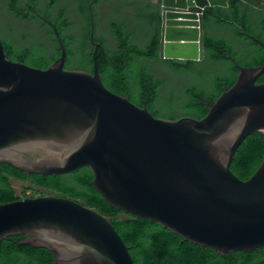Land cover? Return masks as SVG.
I'll use <instances>...</instances> for the list:
<instances>
[{
  "label": "water",
  "instance_id": "water-1",
  "mask_svg": "<svg viewBox=\"0 0 264 264\" xmlns=\"http://www.w3.org/2000/svg\"><path fill=\"white\" fill-rule=\"evenodd\" d=\"M264 10V0H241ZM228 0H158L157 56L204 57L202 14ZM34 9V6H32ZM58 55L38 67L6 55L0 40V162L56 175L88 166L92 184L124 212L146 217L220 253L264 245V157L245 179L229 167L251 131L264 133V72L233 61L237 73L199 118L154 116L127 94L108 89L98 72L64 68L66 46L51 19ZM264 48V41L237 26ZM92 38V37H91ZM102 56L104 47L100 46ZM44 246L53 264H134L109 218L63 195L0 202V238Z\"/></svg>",
  "mask_w": 264,
  "mask_h": 264
},
{
  "label": "trees",
  "instance_id": "trees-1",
  "mask_svg": "<svg viewBox=\"0 0 264 264\" xmlns=\"http://www.w3.org/2000/svg\"><path fill=\"white\" fill-rule=\"evenodd\" d=\"M54 1L49 0L45 10L52 6ZM81 1L87 2V0ZM35 2L36 0H29L28 3L22 5L19 0H5V6L14 17L22 20L27 18L39 20L28 5ZM252 14L256 18V25L250 21ZM86 16L88 18V14ZM52 20L56 23L62 40L68 47L74 36L64 33L72 23L65 8H60ZM202 21L204 49L202 60L163 58L170 63L173 70L185 74L192 73L198 81L205 82L204 86L195 83L197 80L190 84H182L185 98L178 109L196 118L206 112L207 104L204 98L214 99L224 86L231 85L235 79L237 68L227 57V53L232 54L239 63L245 60L246 63L258 65L264 61V48L245 36L235 25L237 23L264 41V10L254 8L241 0H228L226 7L206 6L203 10ZM211 21L214 25L226 24L232 28V33L236 38L246 43L242 42L243 44L236 49L234 44L225 37L210 34L208 25ZM40 22L41 26L47 28L46 34L54 43L56 54L47 57L49 55L39 48L32 46L18 48L11 42L8 57L25 63L31 61L38 67H46L58 55V46L52 28L43 21ZM110 32L115 41V48L111 50L105 48L106 57L98 53L99 74L102 76L105 74L103 79L112 91L122 95L128 93L129 99L133 101L140 89L147 99V106L152 109L153 102L158 95V87L163 80L156 78L154 73L150 72L144 59L158 58L156 39L145 46H139L131 42L133 30H126L123 23H111ZM85 39L83 38L79 44L80 56L77 58V61L84 62V68L92 63L91 54H88L86 58L83 56ZM67 53H71L69 48H67ZM106 58L109 59L108 62ZM136 59H141V61L136 62ZM201 61L202 65L212 64L213 70L211 68L207 80L204 74L205 65L203 67L196 65ZM256 81H264V72L257 77ZM155 112L156 110H153V113ZM263 157L264 133L251 131L235 148L229 167L239 178L245 179L256 169ZM10 178L28 181L38 188L56 191L59 195L76 199L106 215L129 246V253L134 264H264V245L220 253L212 247L185 240L154 220L124 212L119 207L108 203L94 188L93 174L88 166L50 175L25 173L7 163L0 162V202L22 197L16 194ZM24 236V234H10L0 238V264H53V255L48 248L20 243L19 241Z\"/></svg>",
  "mask_w": 264,
  "mask_h": 264
},
{
  "label": "flooded vegetation",
  "instance_id": "flooded-vegetation-1",
  "mask_svg": "<svg viewBox=\"0 0 264 264\" xmlns=\"http://www.w3.org/2000/svg\"><path fill=\"white\" fill-rule=\"evenodd\" d=\"M28 1L29 0H19L20 4H22V5L28 3ZM48 1L49 0H36L35 3H29L28 4L29 8L32 10V12L39 19V22L43 21V20L36 14L37 12L39 14H41L42 16H45V17L52 20V18L55 17L56 13L58 12V10L60 8H65L66 14L70 16V19H71L70 14H74V17L77 18L74 20L71 19L72 23L65 29V32H64V33H69V34L74 36L71 39V41L69 42L68 47H66V58L64 61V68L82 69V70H86L88 72H92V63L90 65H87L86 68H77V67H74V65H73L74 62L78 58L77 52H75L76 51V46H75L76 42L75 41H76V35L78 34V32L75 33V32L70 31L74 27L75 23L80 24L81 33H82L83 25L84 24L86 25L85 26V29H86L85 36L83 37V38H86L83 56H84V54L88 55V54L92 53V49L94 47V45L92 43V39L95 40L96 42L100 43V45L97 46V49H96L97 56H98V53H101L100 46L104 47V52H105V45H104L103 41L96 39L93 36L94 26H93L92 18H93L95 13H98V15H101V17L102 16L103 17L108 16V24L109 25L111 23H116V24L123 23L126 30H128V31L133 30L132 35H131V42L138 44L139 46H145L148 43H151L154 39H156V41H157L156 29H157V15H158V0H120V3L113 4L111 6L110 5L105 6L107 0H87V2H85V1L82 2L81 0H55L53 5L50 6L47 10L41 11L40 5H43L44 9H46V7H47L46 5H47ZM4 2H5V0H4ZM32 6H34V9H32ZM5 9H6V6H5ZM87 14H88V18L86 16ZM86 20L88 21V23ZM31 21H33V20H31ZM250 21L253 22L254 25H256V18L253 14L250 16ZM52 22H54V21L52 20ZM4 23H5V17H4V15H2L0 13V25H3ZM55 25H56V23H55ZM235 25L238 26L237 23ZM215 26L216 25H214L213 23H210L208 25V29L211 28L212 30H214ZM41 27L45 28V35L47 36V34H46L47 28L44 26H41ZM48 27H50V26L48 25ZM249 32L252 33L253 35H255L253 32H251V31H249ZM21 37H22L21 40L24 39V41H26V43L22 46H29L28 44H36V42H37V39L35 37H32V36L27 38L24 35H22ZM248 38L251 39L250 37H248ZM39 39H40V37H39ZM0 40H1L4 52L6 53L7 56H9V45H10V43H8L7 41H5L3 39L1 33H0ZM13 44L16 46V44L14 42H13ZM22 46H20V47H22ZM16 47L19 48V46H16ZM67 48H69V50L71 51L70 54L67 53ZM113 48H115V41H114L112 49ZM39 49H41L43 52L48 54V49H46L45 47L41 46V47H39ZM124 51H125V48H124ZM103 57H106V55ZM158 59H163V58L158 57L156 60H158ZM202 59H200V60H202ZM108 60L109 59L106 58V62H108ZM114 66L117 67L116 65H114ZM118 67H120V66L118 65ZM147 68L150 70V72L154 73L156 78L160 79L158 77V72L155 71L149 64H147ZM106 75H107V73H106ZM104 76H105V74L103 76L100 75L101 80H102L103 84L108 89H110L103 79ZM106 77H108V76H106ZM162 84H163V82L158 87V95L153 102V105L151 107L152 109H149V107L147 106V99L145 96H143L142 91L140 89L137 91V97H136L135 101H133L132 99H130V100L133 101L138 106H146V108L154 116H161V103H160V98H159V90H160ZM127 95H128V93H127ZM153 110L154 111L156 110V112L153 113Z\"/></svg>",
  "mask_w": 264,
  "mask_h": 264
},
{
  "label": "rangeland",
  "instance_id": "rangeland-1",
  "mask_svg": "<svg viewBox=\"0 0 264 264\" xmlns=\"http://www.w3.org/2000/svg\"><path fill=\"white\" fill-rule=\"evenodd\" d=\"M120 3V0H107L105 6H111L113 4ZM40 10L44 11V6L40 5ZM0 13L5 17V23L0 25V33L5 41L8 43L16 44V46H22L26 43L24 39L21 40V36L24 35L25 37H35L37 39L36 44H28L29 46H33L34 48L45 47L48 49V54L50 56H54L56 54V50L54 48V43L49 39L48 36L45 35V28H42L40 25L39 20L31 21L29 18L22 20L18 17H14L10 12L5 9V2L4 0H0ZM71 19H77L74 17V14H70ZM75 22V21H74ZM77 22V21H76ZM94 32L93 36L96 39L103 41L105 48L111 50L114 44V38L110 32V25L108 24V16L101 17L98 13H95L92 18ZM84 28V29H83ZM211 33L214 35H219L225 37L229 42L233 43L235 48L237 49L239 45L245 44L246 42L242 41L241 39L236 38V36L232 33V28L227 26L226 24H219L214 27V30L209 28ZM72 32H78L76 35V51L77 57L80 56V48L79 44L83 40L85 36V27H82V33L80 24L75 23L74 27L70 30ZM45 35V36H44ZM40 39H39V37ZM243 42V43H242ZM14 45V44H13ZM15 46V45H14ZM87 57V54H84V58ZM242 60V59H241ZM141 61V59H136V62ZM147 64H149L155 71L158 72V77L163 80V84L159 90V98L161 103V116L166 118H175L180 115L185 114L184 112L178 109V106L182 103L185 98V94L182 89V84H190L195 82L197 79L192 73L185 74L182 72H177L173 70L170 66V63L166 62L163 59H153L147 60L144 59ZM82 60H76L74 62V67L77 68H84V62ZM27 64L34 65L33 62L27 61ZM242 64H249L246 63L245 60H242ZM197 66H204L205 65V80H207L209 73H211L212 64L204 63L202 65V61L196 64ZM209 65L211 67H209ZM36 66V65H35ZM213 70V68H212ZM195 83L204 86L205 82L202 80L196 81ZM11 184L15 189L17 195H25V196H34V195H41V194H55L59 195L58 192L38 188L32 183L28 181H23L16 178H10ZM121 216V214H120Z\"/></svg>",
  "mask_w": 264,
  "mask_h": 264
},
{
  "label": "crops",
  "instance_id": "crops-1",
  "mask_svg": "<svg viewBox=\"0 0 264 264\" xmlns=\"http://www.w3.org/2000/svg\"><path fill=\"white\" fill-rule=\"evenodd\" d=\"M210 23H212V21H211ZM208 31H209L210 34H212L210 29H208ZM212 35H213V34H212Z\"/></svg>",
  "mask_w": 264,
  "mask_h": 264
}]
</instances>
